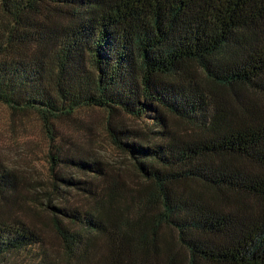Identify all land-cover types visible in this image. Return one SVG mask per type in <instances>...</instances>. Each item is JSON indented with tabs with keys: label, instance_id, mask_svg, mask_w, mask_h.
I'll list each match as a JSON object with an SVG mask.
<instances>
[{
	"label": "trees",
	"instance_id": "obj_1",
	"mask_svg": "<svg viewBox=\"0 0 264 264\" xmlns=\"http://www.w3.org/2000/svg\"><path fill=\"white\" fill-rule=\"evenodd\" d=\"M0 103L42 123L53 193L94 201L47 206L70 264H264V0H0ZM84 108L161 129L144 144L108 124L136 186L83 160L89 180L61 174L57 123ZM19 188L0 171L1 208ZM41 241L0 217V260Z\"/></svg>",
	"mask_w": 264,
	"mask_h": 264
},
{
	"label": "rangeland",
	"instance_id": "obj_2",
	"mask_svg": "<svg viewBox=\"0 0 264 264\" xmlns=\"http://www.w3.org/2000/svg\"><path fill=\"white\" fill-rule=\"evenodd\" d=\"M167 121L168 130L174 135H182L192 129L184 121L172 116H167ZM109 123L117 128L128 129L135 141L144 144L159 143L163 137L157 134L161 129L149 119H139L120 112L110 114L99 108L80 109L72 117L62 118L56 126L57 145L60 159L63 160L59 168L61 174L89 180L91 176L71 165L70 160L75 159L99 163L109 177L120 175L131 186L142 181L129 155L118 149L110 139L107 132ZM49 147V139L38 117L27 113H12L0 103V171L11 170L19 179L18 193L22 203L10 210L0 207V217H19L37 230L42 238L38 245L5 255L0 264H70L50 219L53 211L47 206H70L89 211L94 209L93 200L65 184H59L61 190L53 193L48 162ZM47 193L51 194L50 200H47ZM2 202L0 199V205ZM106 246L105 237L99 236L96 240V256L103 253Z\"/></svg>",
	"mask_w": 264,
	"mask_h": 264
}]
</instances>
